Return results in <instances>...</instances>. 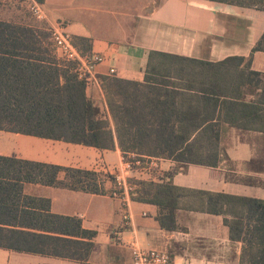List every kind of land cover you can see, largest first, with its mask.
<instances>
[{"label": "trees", "instance_id": "16d2710c", "mask_svg": "<svg viewBox=\"0 0 264 264\" xmlns=\"http://www.w3.org/2000/svg\"><path fill=\"white\" fill-rule=\"evenodd\" d=\"M211 1L264 10V0ZM73 42L83 54H91ZM256 51L264 52V33ZM233 59L245 61V67L231 72L223 67L232 59L214 65L151 52L144 82L102 76L124 159L129 154L171 159L175 171H185L189 165L217 167L225 156L219 139L223 123L264 134V74L251 70L252 54L247 60ZM71 70V65L58 63L49 34L0 20V130L113 148L106 113L87 96L89 81L78 80ZM247 165L264 172V156ZM61 172L63 181L58 179ZM173 175L167 173L168 182H137L132 199L155 205L156 220L169 232L181 229L177 210L182 206L225 215L230 240L242 244L240 263L264 264L263 199L181 188L171 181ZM107 178L113 187L114 178ZM227 179L264 187L252 177ZM98 180L93 171L0 156V248L87 262L96 231L84 229L79 218L51 213L48 199L25 196L22 186L39 183L101 194L104 189ZM236 258L234 247L232 259Z\"/></svg>", "mask_w": 264, "mask_h": 264}, {"label": "crops", "instance_id": "0c3cea01", "mask_svg": "<svg viewBox=\"0 0 264 264\" xmlns=\"http://www.w3.org/2000/svg\"><path fill=\"white\" fill-rule=\"evenodd\" d=\"M43 6L51 27L61 24L82 49L103 56L95 78L87 80L86 92L104 109L114 147L99 149L0 130V156L93 171L104 189V193L95 194L62 186L23 183V195L48 199L51 213L79 218L84 229L96 231L94 245L87 262L0 248V264H132V244L142 249H166L173 254L172 264H204L203 261L218 264L217 257L223 259L222 264H241L242 244L230 240L225 215L182 206L177 210L181 229L169 232L156 220L155 205L131 199L128 206L131 222L124 223V207L110 196L112 182L106 179L122 168L124 155L117 143L100 78L116 76L144 82L151 52L214 65L232 59L224 67L233 63L239 68L245 67L246 62L233 58L247 60L252 54L251 70L264 74V52L253 53L264 33V10L211 0H45ZM109 15L121 17L113 28L109 25ZM56 57L59 64L66 65ZM223 124L219 139L225 156H221L217 167L189 165L185 171H175L177 165L173 160L158 158L157 169L130 177L168 182L167 173L174 172L171 181L181 188L237 196H246L248 191L251 195L247 197L264 200V187L227 179V176L252 177L264 184V172L250 170L247 165L250 160L264 156V134L242 132ZM58 179L65 180V173L61 172ZM234 247L236 259H232ZM210 249L212 253L207 252Z\"/></svg>", "mask_w": 264, "mask_h": 264}, {"label": "built area", "instance_id": "2783aa9c", "mask_svg": "<svg viewBox=\"0 0 264 264\" xmlns=\"http://www.w3.org/2000/svg\"><path fill=\"white\" fill-rule=\"evenodd\" d=\"M26 1L28 10L35 18L49 23L48 13L39 0ZM49 31L55 55L65 64L71 65L77 78L80 80L95 78L96 67L103 63V56L95 53L83 54L61 24L52 26ZM110 71L112 74L115 73L114 69ZM157 168L158 158L129 154L128 159H124L122 168L112 174L114 183L110 196L121 201L124 207L123 220L126 225H130L131 222V213L128 211V206L132 194L137 189V184L132 183L130 174L136 171L148 173ZM131 249L132 264H172L169 252L166 249H142L136 244H132Z\"/></svg>", "mask_w": 264, "mask_h": 264}, {"label": "rangeland", "instance_id": "374dc122", "mask_svg": "<svg viewBox=\"0 0 264 264\" xmlns=\"http://www.w3.org/2000/svg\"><path fill=\"white\" fill-rule=\"evenodd\" d=\"M242 1L245 3L249 2V0H242ZM259 7H261L260 4H259ZM108 19H111L109 21V25L113 28V26L121 20V17H115L113 15H109ZM0 20L15 23V24H22L25 26H31L33 28H40V30H43L44 32H46L47 34L50 35L49 30H50L51 26L47 22L38 20L37 18H35L30 13V11L28 10V7H27V1L26 0H0ZM122 23H124V22H122ZM125 26H127V25L125 24ZM50 37H51V35H50ZM226 68H228L231 72H236V69L238 68V66H235V64L232 63L228 67H225L223 69H226ZM199 71H200V69H199ZM139 173L140 172L136 171V172H133L132 174H139ZM138 177L136 178V176H133V177L131 176V181L133 184H136L137 182L141 181V179H138ZM106 179H108L107 176H106ZM246 193H247V194H245L246 196L251 195L248 191ZM168 252L170 254V251H168ZM207 252L212 253V249L208 250ZM215 261L218 264L223 263V259L220 257H217L215 259ZM203 263L207 264L206 261H203ZM26 264H32V263L27 262ZM196 264H199V263H196Z\"/></svg>", "mask_w": 264, "mask_h": 264}]
</instances>
